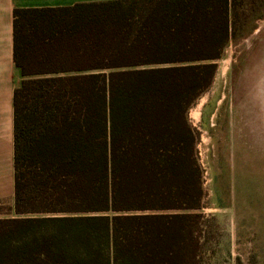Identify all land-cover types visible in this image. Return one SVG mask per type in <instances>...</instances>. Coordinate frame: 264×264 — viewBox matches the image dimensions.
Segmentation results:
<instances>
[{
	"label": "trees",
	"instance_id": "1",
	"mask_svg": "<svg viewBox=\"0 0 264 264\" xmlns=\"http://www.w3.org/2000/svg\"><path fill=\"white\" fill-rule=\"evenodd\" d=\"M236 0L13 10L14 196L0 264H201L188 110L233 37Z\"/></svg>",
	"mask_w": 264,
	"mask_h": 264
},
{
	"label": "rangeland",
	"instance_id": "2",
	"mask_svg": "<svg viewBox=\"0 0 264 264\" xmlns=\"http://www.w3.org/2000/svg\"><path fill=\"white\" fill-rule=\"evenodd\" d=\"M236 5L213 83L187 113L205 193L201 264H264V0Z\"/></svg>",
	"mask_w": 264,
	"mask_h": 264
},
{
	"label": "crops",
	"instance_id": "3",
	"mask_svg": "<svg viewBox=\"0 0 264 264\" xmlns=\"http://www.w3.org/2000/svg\"><path fill=\"white\" fill-rule=\"evenodd\" d=\"M111 0H0V203L13 204V92L21 80L13 61V10Z\"/></svg>",
	"mask_w": 264,
	"mask_h": 264
}]
</instances>
